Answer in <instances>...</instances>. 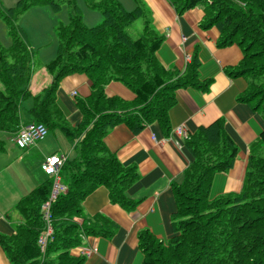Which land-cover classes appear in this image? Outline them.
I'll use <instances>...</instances> for the list:
<instances>
[{"label": "trees", "instance_id": "16d2710c", "mask_svg": "<svg viewBox=\"0 0 264 264\" xmlns=\"http://www.w3.org/2000/svg\"><path fill=\"white\" fill-rule=\"evenodd\" d=\"M167 1L178 15L203 9L200 26L219 30L217 46L241 47L243 59L227 73L247 80L239 101L251 104L264 118V0ZM136 2L137 8L130 12L116 0L100 1L94 6L102 11L104 20L87 28L73 0H19L9 8L0 0V18L13 41L10 48L0 49V131L14 134L22 125L43 124L49 133L59 130L73 142L76 153L60 171L67 191L51 205L53 234L44 251L38 245L46 229L42 206L49 199L54 179L48 178L18 201L16 210L23 222L15 234H0V247L10 264H84V258L72 255V250L88 237L112 239L118 230L116 223L102 215L88 217L84 200L104 186L112 204L132 212L139 201L128 190L140 174L135 165L122 164L104 138L120 124L139 133L154 123L169 137V110L175 104V93L187 88L205 92L211 84L200 80L197 51L183 72L166 70L158 62L156 52L164 37L153 28L141 0ZM63 3L73 14L68 24L56 29L57 55L45 65L53 79L34 95L30 90L34 53L18 19L36 6L59 12ZM140 17L144 18L143 34L133 39L127 27ZM73 74H84L91 81L90 96L76 100L82 115L77 127L69 123L56 98L61 81ZM111 82L126 86L136 99L127 102L108 97L105 88ZM184 143L192 162L172 184L176 203L173 236L164 243L148 230L141 231L142 264H264V131L251 146L241 191L216 198H211L214 177L229 171L238 154L224 121L200 128Z\"/></svg>", "mask_w": 264, "mask_h": 264}, {"label": "crops", "instance_id": "0c3cea01", "mask_svg": "<svg viewBox=\"0 0 264 264\" xmlns=\"http://www.w3.org/2000/svg\"><path fill=\"white\" fill-rule=\"evenodd\" d=\"M141 2L149 11L153 28L164 37L156 52L158 62L166 70L183 72L188 58L197 51L201 63L200 80L211 81V84L205 92L187 88L175 93V104L169 110L171 137H166L158 123L139 133H133L125 124H120L106 135L104 142L107 148L120 162L137 167L140 179L128 190V195L139 204L134 211L126 212L110 202L108 189L104 186L85 198L83 209L88 217L102 215L116 223L118 230L112 239L88 237L82 246L72 250V255L84 258V264H142L144 255L139 248L141 231L148 230L164 243L173 236L171 222L176 203L172 184L181 178L192 162L185 141L174 134L176 129L183 128L190 136L202 127L223 120L226 133L236 144L238 154L234 165L229 171L215 175L211 198L241 191L251 146L264 131L263 115L251 104L239 101L247 89V80L230 77L227 73L243 59L241 47L238 44L218 47L219 30L215 27L204 30L200 26L204 17L201 8L178 15L167 0ZM44 15L48 16L49 12L44 10ZM52 79L46 74L38 76L35 82L34 74L30 81L31 92L39 94ZM73 92H77V97L72 96ZM105 93L110 98L117 97L127 102L136 99V95L119 82L109 83ZM90 94L91 81L84 74H73L61 81L56 95L57 104L73 127L82 120L76 100ZM57 140L60 148L45 139L21 150L12 139L9 144L0 139V234H15L17 226L23 222L16 210L17 203L47 181L48 177L42 170L45 159L54 154L69 159L76 156L73 142ZM0 264H10L1 247Z\"/></svg>", "mask_w": 264, "mask_h": 264}, {"label": "rangeland", "instance_id": "374dc122", "mask_svg": "<svg viewBox=\"0 0 264 264\" xmlns=\"http://www.w3.org/2000/svg\"><path fill=\"white\" fill-rule=\"evenodd\" d=\"M17 1L18 0H2L3 6L7 8L15 6ZM100 1L102 0H73V4L77 6L78 12L81 14L83 23L87 28L98 26L104 20L102 11L94 6ZM116 1H118L125 10L130 12L135 10L138 6L136 0ZM143 7L148 15L149 11L145 4H143ZM44 10L49 12L48 16L44 15ZM71 14H73L72 8L66 3H63L59 12L53 11L49 6H36L30 8L26 13L19 17L18 25L24 30L28 43L34 53L31 77L35 74V82H37L38 76L46 74L51 76V74L46 70L45 65L49 61L53 60L57 55L59 40L56 35V29L58 25L68 24ZM143 30V17L138 18L127 27V31L133 39L141 36V34H143ZM12 42L8 26L4 20L0 18V49L10 48ZM41 92L42 91H40V93ZM25 106L29 107V104L26 103ZM22 119H26V113L22 114ZM0 139H2L6 144H9L11 135L8 132L0 131ZM46 139L47 141L49 139L51 143H55L57 148H60V144L58 145L59 141L57 139H64L65 141H68L59 130L50 132ZM67 144L69 145V142H67ZM67 149H69V146H67ZM67 149H64V151Z\"/></svg>", "mask_w": 264, "mask_h": 264}, {"label": "built area", "instance_id": "2783aa9c", "mask_svg": "<svg viewBox=\"0 0 264 264\" xmlns=\"http://www.w3.org/2000/svg\"><path fill=\"white\" fill-rule=\"evenodd\" d=\"M73 96H77V93L74 92ZM47 135L48 129L45 125L30 123L18 129L13 136V142L18 148L26 149L43 141ZM175 135L180 138H187V133L183 128L176 129ZM65 161L66 157L62 155H52L47 157L42 165L43 172L54 179V185L49 199L42 206V215L46 221V229L38 240V245L42 251L45 250L48 240L53 234V228L50 223L51 205L61 193H65L67 191V187L63 184L60 177V171Z\"/></svg>", "mask_w": 264, "mask_h": 264}]
</instances>
